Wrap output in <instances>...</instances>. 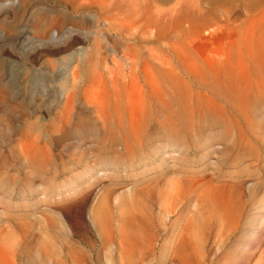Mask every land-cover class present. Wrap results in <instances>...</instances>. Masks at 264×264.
<instances>
[{
	"label": "rangeland",
	"instance_id": "rangeland-1",
	"mask_svg": "<svg viewBox=\"0 0 264 264\" xmlns=\"http://www.w3.org/2000/svg\"><path fill=\"white\" fill-rule=\"evenodd\" d=\"M151 1L161 11L174 7V4L178 2L181 5H177L182 6L187 1L188 6V1H196L200 4L198 5L201 11H204V8H208L205 11L229 10L233 12L232 17L238 19L213 29L199 28L197 33L193 32L189 24L182 19L176 25L180 31L175 32L173 30L175 25L171 24V29L168 23L164 36L160 35L157 41L149 39L138 42L134 46L125 42L116 32L106 30L96 6L83 5L81 0H0V166L2 165L0 169H7V177L3 176V178L9 181L18 177L16 184H20L27 167L17 151L18 144L20 139L25 140L32 135L40 139V145L45 143V146L49 148L51 157L48 164V176L55 178L56 186L66 183L70 172L81 169L82 163L76 162L79 154H82L81 156L86 153L104 155L106 151L103 147L109 144L110 137L101 127L100 122L95 121L92 112L85 105L79 104L80 99L75 100L77 104L74 108L81 117L89 121L90 128H86L84 124L62 130L59 124L65 88L71 83V72L79 64L83 68L80 72H85L86 67L83 66L94 56L92 52L95 50L94 43H99L103 54L106 53L109 56L112 54L115 58L123 55L121 48L129 47L125 57L139 55V57L150 59L154 54L176 63L190 58L198 60L205 58L203 61L210 59V63H217L229 57L233 61L236 58L237 62V57H240L251 65L254 53L251 43L254 45L257 38L264 35V22L259 27L256 15L245 16V1L250 3L249 0ZM187 6L182 8L183 14L184 11L188 13L187 9L183 10ZM48 20L56 21L58 27H52L49 35L42 36L38 32L39 24ZM262 30L263 33L260 34L259 31ZM139 44L142 48H139ZM236 47H240L239 54H236ZM183 68L177 64L174 71L177 72ZM184 79L187 80L186 77ZM43 85L50 86L48 94L44 97L41 91ZM130 95H132L131 102H138L137 92ZM133 95H135L134 99H132ZM255 97L253 99L251 97L248 100L249 104H246L248 105L247 112L245 111L246 116L249 117L246 119L249 122L248 125L244 119V112V116L240 113V117L239 115L234 118L229 117L230 123L232 121L230 124L229 121H224L227 117L218 115L219 113L216 112H213V115L217 114V116H213L210 111L208 115V111L202 109L195 111L200 115L193 112L194 118L190 117L191 120L195 119L192 121L191 132L193 133L188 131L191 129V126L190 128L188 126L191 123L185 124L189 121V115L185 117L184 113L176 114L179 121L175 118L173 126L177 125L178 128L172 126V129L168 127L163 129L150 124L148 128L150 134L147 135L148 144L163 141L166 134L172 137L177 133L176 137L173 136L177 139V143L185 139L183 141L185 147L189 145L187 150L175 160L170 157L172 154L176 156V153H164L162 155L164 161L158 166L160 168H156L155 174L159 173L158 177L163 178L170 176L168 174L173 171L172 174L185 173L192 179H204L217 173L223 180L236 185L246 193L242 217H247L252 212L260 191H264V98ZM143 100L147 101L144 97ZM144 101L139 100L138 103ZM109 102L112 103L110 100ZM235 119H238L239 123ZM180 121L181 123H178ZM234 122L237 123L236 126L241 125H239L240 129L243 127V133L239 126L238 129L232 126ZM182 125L188 127L183 129L180 127ZM179 130L181 133L184 132L183 136L181 133L178 134ZM231 131L237 134H232ZM169 132V135L174 134L169 136ZM177 135H179L178 138ZM237 137L240 140L244 137L242 139L244 142L238 141ZM91 155L88 154L89 162L93 161ZM178 158L182 160L179 161ZM111 168V166L96 165L93 171L73 179L65 186L51 188L45 201L37 195V192H28L24 196L17 194L11 197L8 200L10 209H5L6 203H3L5 199L0 202V219L4 217L13 219V222L18 223L15 228L16 234L27 237L26 242L20 246L18 259L15 260L18 263L15 264H50L49 260H52L55 253H59L60 260L65 264H71L70 257L75 254L77 260L81 261L80 264H120L118 249L107 246L100 240L88 214L91 204L104 187L124 181L123 177L117 178L119 175H125L122 168L118 167L113 173L110 172ZM98 169L102 170L98 172ZM135 178L138 181L140 177ZM185 213L186 209L179 215L170 214L169 217L163 218L165 229H162V226L157 227L159 232L154 250L144 254L133 264H264V221L256 230L257 234L249 241L246 250L241 245L243 240L239 233L217 237L219 240L223 238L221 242L215 235H211L207 238L208 240L206 239L205 251L203 249L199 252L202 258H199L198 252L192 251L189 252L185 261L174 259L171 247L172 233L181 224ZM153 216L154 220L158 219L157 210H154ZM44 219L55 221L47 225L43 222ZM1 223L0 220V225ZM244 226L242 222L241 228ZM46 237L51 239L48 250L44 249L43 243ZM37 253L40 254V258L30 263L28 260L35 258Z\"/></svg>",
	"mask_w": 264,
	"mask_h": 264
},
{
	"label": "bare ground",
	"instance_id": "bare-ground-1",
	"mask_svg": "<svg viewBox=\"0 0 264 264\" xmlns=\"http://www.w3.org/2000/svg\"><path fill=\"white\" fill-rule=\"evenodd\" d=\"M81 1L83 5L96 6L99 16L102 17V21L105 23L106 30L116 32L123 37L125 42L134 46L138 42H145L149 39L157 41L160 35L164 36L168 23H170L171 29V24L175 25L173 26L175 32L180 31L178 30L180 28H176V25L182 19L189 24L195 33L198 32L199 28L213 29L223 25V23L238 19L237 17L233 18V12L229 10L205 11L208 8H204V11H201L200 4L196 1H188V6L187 1L184 3L182 1L183 5L186 4L185 6H180L181 3L178 2L179 6L174 4V7L172 6L170 9L163 11L151 0ZM211 1L217 2L220 0ZM245 2V16L256 15V20L261 22L258 21L259 27L262 26L264 22V0ZM186 6L187 8L183 10L187 9L188 13L184 11L183 14L181 12L182 8ZM188 7L190 8L188 9ZM57 24L53 20L42 21L39 24L38 32L42 36H47L50 34L52 27H58ZM259 33L262 34L263 30ZM263 36L257 38L254 45L251 43L254 48L251 58L252 63L249 61L251 64L249 65L245 61L249 66L240 57H237L236 62V58L233 61L228 56V59L217 63H210V59H206L208 62L203 61L205 58L203 60L196 58L182 59L176 63L170 59L169 61L157 57L154 54L150 57V53V59L139 57V55L125 57L129 47L121 48V54L123 55L115 58L112 54L110 56L106 53L103 54L100 51L101 46L99 43H94L95 50L93 48L94 51H92L94 56L83 66L86 67L85 72H80L83 69L80 64L75 66L71 72V83L65 88L66 93L62 111L59 115V124H61L62 130H67L69 127H80L84 124L86 128H90L89 121L81 117L74 108V105L77 104L75 100L80 99L79 104L85 105L92 112L95 121L100 122L101 127L110 137L109 144L103 147L106 152L103 156L88 153L93 158L92 162L87 159V153L86 155L83 154L84 156L79 154L76 162L82 163L80 165L81 169L70 172L68 181L56 186L54 184L55 178L48 176V164L51 157L49 148L45 146V143L40 145V139L32 137L33 135L25 138V140L20 139L17 151L23 159L25 167H27L25 168L24 178L20 177L21 182L17 185L16 178L18 177L11 175L14 178L11 179L12 181H8V179L3 178V176L7 177V169H0V202L5 199L3 202L6 203L5 209H10L11 206L8 200L11 197L17 194L24 196L28 192H37V195L45 201L51 188L65 186L73 179L93 171L96 165L111 166L110 172L112 173L115 169L121 167L125 175H119L117 178L123 177L124 181L122 183H112V187H104L88 210L90 222L100 240L105 245L118 249L120 264H133L144 254L152 252L156 246L159 232L157 227L162 226V229H165V221L162 222V219L169 217L170 214L179 215L184 209H186V213L182 222L177 230L172 233L171 247L174 259L185 261L189 252L199 253L204 249L206 239L211 235H215L217 238L239 233L243 240L241 245L246 250L249 241L257 234L256 230L264 221L262 215V211H264V191H260L254 202L252 212L244 218L242 213L245 207L246 193L236 185L223 180L217 173V175L204 179H192L187 177L185 173L178 174L174 172L172 174L173 171H171L172 173L168 174L170 176L159 178V173H155L156 168H160L158 166L164 161L162 155L170 152L176 153V156L172 154L170 157L175 160L177 156L179 157L187 150L189 145L187 144L188 147H185L183 142L185 139H182L183 141L178 144L177 139L173 138L177 133L169 135V132L168 135H173L172 137H168L166 134L163 141L155 144L154 142L148 144L147 135L150 132L148 129L150 124H155L163 129L167 127L172 129L171 127L175 124L174 119L178 120L177 115H180V113H184L185 117L189 115V118L187 117L189 121H186L188 123L185 122V124L191 123L188 125L189 128L191 126L188 131L191 132L192 121L195 120H191L194 118L192 113L199 109L208 111V115H210L209 111L212 112V115L213 112L219 113L218 115L227 117L226 119L223 117L224 121L227 120L230 123L229 117L234 118L236 115L240 117V113H242L241 115H243V112L245 113L246 107H248L246 104H249L248 100L251 97V99L255 96L264 98ZM138 46L142 48V45L139 44ZM239 49L240 47H236V54H239ZM177 64L184 67L183 70L180 69L175 72L174 69ZM49 88V85L42 86L43 97L48 94ZM132 91L137 92L138 97H136L140 101H144L143 97L147 101L138 103L139 100L136 98L138 102L133 100L131 102L132 95L130 94L133 93ZM134 96L132 99H134ZM109 100L112 101V103L109 102L111 105L108 103ZM217 114L214 115L217 116ZM197 115H200V113ZM246 115L247 113H245V116L243 115L245 118L242 116L245 120L249 118ZM199 118L201 119V117ZM236 120L238 122V119ZM181 121L178 123H181ZM246 121V125H248L249 122ZM234 123L235 126H232L238 129L240 124L236 126L237 123ZM230 124H232V121ZM183 125L180 127L185 129L186 126ZM226 125L229 126L227 123ZM174 126L178 128L177 125ZM81 127L83 128V126ZM180 130L182 132V129ZM180 130L177 131L178 134L181 133ZM188 131L186 130V132ZM193 131L195 133V130ZM196 137L194 136V138ZM237 139L242 141L239 137ZM178 160L181 161L182 159L178 158ZM2 164L5 163L2 162ZM101 170L98 169V172ZM54 172L56 171L54 170ZM136 176L140 177L138 181L135 178ZM154 210L159 213L157 220H154ZM0 220L2 222L0 225V264L18 263L15 260L18 259L20 246L26 242L27 237L26 235L22 236L21 234L18 236L16 234L15 228L18 223L13 222V219L4 217ZM54 221V219H44L43 222L50 225ZM242 222L243 225L245 224L243 228H241ZM222 239L221 237L220 240ZM43 243L44 249L48 250L51 244L50 237H46ZM39 258L40 254L37 253L35 258L32 257L28 261L31 263ZM199 258H202V255ZM49 262L50 264L63 263L59 258V253H55ZM70 262L71 264H80L81 261L77 260L75 254L70 257Z\"/></svg>",
	"mask_w": 264,
	"mask_h": 264
}]
</instances>
